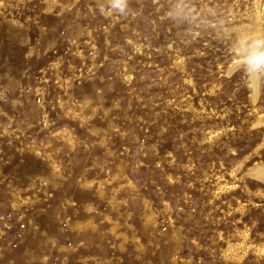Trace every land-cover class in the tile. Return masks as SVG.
Listing matches in <instances>:
<instances>
[{"label": "rangeland", "instance_id": "rangeland-1", "mask_svg": "<svg viewBox=\"0 0 264 264\" xmlns=\"http://www.w3.org/2000/svg\"><path fill=\"white\" fill-rule=\"evenodd\" d=\"M255 26L264 0H0V264H264V88L225 74Z\"/></svg>", "mask_w": 264, "mask_h": 264}, {"label": "clouds", "instance_id": "clouds-1", "mask_svg": "<svg viewBox=\"0 0 264 264\" xmlns=\"http://www.w3.org/2000/svg\"><path fill=\"white\" fill-rule=\"evenodd\" d=\"M128 6L129 0H111V8L122 14ZM244 47L246 54L233 62L230 68L225 70V74L231 76L235 71L243 70L248 76L246 87L251 97L264 88V34L247 38Z\"/></svg>", "mask_w": 264, "mask_h": 264}, {"label": "bare ground", "instance_id": "bare-ground-1", "mask_svg": "<svg viewBox=\"0 0 264 264\" xmlns=\"http://www.w3.org/2000/svg\"><path fill=\"white\" fill-rule=\"evenodd\" d=\"M258 26V25H257ZM257 35H259L258 34V30H257V27L255 26V28L253 29V36H257ZM252 36V37H253ZM237 61V60H236ZM236 61H234V62H236ZM256 94V93H255ZM250 170V169H249ZM253 174H255V176L257 175V177L259 176V177H262V178H264V166H263V164L261 165V166H256L255 165V167H253V169H252V171H251ZM250 172V173H251ZM264 182V181H263Z\"/></svg>", "mask_w": 264, "mask_h": 264}]
</instances>
